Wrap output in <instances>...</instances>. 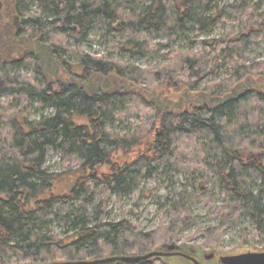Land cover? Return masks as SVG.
I'll list each match as a JSON object with an SVG mask.
<instances>
[{
	"label": "trees",
	"instance_id": "16d2710c",
	"mask_svg": "<svg viewBox=\"0 0 264 264\" xmlns=\"http://www.w3.org/2000/svg\"><path fill=\"white\" fill-rule=\"evenodd\" d=\"M0 1L22 20L24 32L50 45L60 61H75L81 76L63 65L85 86L49 85L33 56L1 72L0 264L142 256L179 244L181 230L212 217L218 219L217 225L197 230L186 241L202 239L195 247L214 252V264L222 252V235L244 220L264 248V60L243 64L239 57L250 45L264 43V0L241 1L221 11L216 10L220 0ZM34 6L38 16L32 15ZM226 19L237 23V33L203 40L195 52H169L167 62L156 71L133 64L154 51L153 39L180 41L208 35ZM95 26L109 54L127 58L128 63L69 50V41H87ZM223 71L228 77L220 82L222 87L206 95L221 98L247 78L262 88L248 89L211 107L159 109L151 96L178 101ZM92 76L129 89L119 87L115 92L111 85L102 94L95 92L88 83ZM47 109L53 111L51 116L29 120ZM128 118L139 121L136 128L125 133L111 130ZM48 153L60 158L65 173L43 168ZM169 171L200 176L191 181L192 196L172 202L168 224L144 233L125 219L91 221L75 212L74 233L66 238L53 234L52 222L72 202L92 204L111 195L122 197ZM216 187L226 205L204 218H191L189 209L197 200L211 208L202 193ZM144 264L185 263L175 259Z\"/></svg>",
	"mask_w": 264,
	"mask_h": 264
},
{
	"label": "rangeland",
	"instance_id": "374dc122",
	"mask_svg": "<svg viewBox=\"0 0 264 264\" xmlns=\"http://www.w3.org/2000/svg\"><path fill=\"white\" fill-rule=\"evenodd\" d=\"M241 1L256 3L260 0H220L216 10L221 11L228 6H235ZM39 14V9L36 6L32 7V15L38 16ZM238 31L237 23L233 19H226L224 24L217 27L208 35H201L193 39L181 38L180 41L172 40L168 37H160L151 41L155 47L152 53L132 61L138 68L156 71L167 62L166 54L169 52H195L199 50L200 43L203 40L224 38L230 33H237ZM68 48L70 51H76L80 55H87L92 58H104L119 64L129 62L127 58L116 54H109L108 47L102 41L101 31L97 26L93 28L87 41L78 44L69 41ZM239 57L243 64H251L264 60V43L250 45L248 49L239 54ZM61 62L69 67L74 76H81V70L75 61L64 59ZM227 77L226 71H223L216 77H208L190 94L195 97L200 94L209 93L212 89L222 87L220 82ZM103 83L102 78L101 84L103 85ZM32 107L34 108L35 105L33 104ZM52 114L53 111L51 109L38 111L32 114L29 120L38 122L40 119L47 118ZM138 123L137 119L128 118L111 130L125 133L126 130L136 128ZM43 168L49 173L55 174H63L67 170L65 165L61 163L60 158L53 153H48L47 161ZM198 176L200 175L197 173L190 176L169 171L162 173L159 177L143 181L135 191L122 197L111 195L105 202L98 200L92 204L74 201L57 220L52 222V232L59 238L71 236L74 233L72 230V219L75 212L91 221L101 219L103 222H118L121 219H125L131 222L136 231L144 233L152 231L161 224H168L170 217L169 210L172 202L182 200L194 194L191 181L194 177ZM202 196L210 200L211 208H207L205 201L197 200L189 209L191 218H204L208 214L214 213L218 207L226 205L217 187L210 193H202ZM217 224L218 219L215 217L192 223L189 227L180 231L178 245L185 243L191 246L200 245L202 239L190 242H187L186 239L191 237L197 230H204L209 226ZM222 240L221 250L227 253L236 249H252L254 252L264 249L259 243V236L252 232L247 220L241 221L238 228L226 231L222 235Z\"/></svg>",
	"mask_w": 264,
	"mask_h": 264
},
{
	"label": "water",
	"instance_id": "95a60500",
	"mask_svg": "<svg viewBox=\"0 0 264 264\" xmlns=\"http://www.w3.org/2000/svg\"><path fill=\"white\" fill-rule=\"evenodd\" d=\"M26 55L35 57L38 60V70L40 71L42 77L47 78L48 75L56 77L59 72L66 73L63 68L62 62L56 57V51L48 44L38 43L37 47L34 49H29ZM102 78L99 76H92L88 83L91 89L96 86H101L102 89L108 90L112 85L115 92L119 91V87L127 90L129 88L124 85H117L116 83H110L107 78H103V85L101 84ZM259 83V82H258ZM264 84V82H262ZM101 84V85H100ZM257 81L250 78L239 82L235 85L234 89L230 94H226L221 98H212L206 94H200L193 97L188 96L187 93L182 94V98L178 101H172L171 99H161L160 96H151L154 99L157 107L160 109L162 107L166 109H180L186 103H192L197 106H212L214 104H224L234 97L242 96L243 93L248 89L262 88V85H258ZM110 88V89H111ZM131 89V88H130ZM131 91H135L131 89ZM155 97V98H154ZM237 98V97H236ZM192 248L190 252H185L184 249ZM214 258V252L200 250L195 246H190L187 244H167L164 247H160L154 251H151L142 256H130V257H110L94 261H80V262H54L48 264H112V263H130V264H144L147 262H152L154 260H160L163 262H171L173 260H179L182 263L189 264H214L212 262ZM218 264H264V249L262 251H252V249H236L230 252H221L217 258Z\"/></svg>",
	"mask_w": 264,
	"mask_h": 264
},
{
	"label": "flooded vegetation",
	"instance_id": "af4514ba",
	"mask_svg": "<svg viewBox=\"0 0 264 264\" xmlns=\"http://www.w3.org/2000/svg\"><path fill=\"white\" fill-rule=\"evenodd\" d=\"M40 42V38L24 32L22 20L11 12L10 6L7 2L3 1L2 3L0 1V75L8 66L21 64L26 57L30 56L26 55V52L29 49L36 48L37 44ZM63 67L66 73L59 72L56 77L48 75V77L45 78L48 84L53 87L63 86L67 88L73 86L79 89H84V81L72 77L64 65ZM110 88L111 86L109 89ZM94 90L101 94L105 91L101 86H96ZM187 95L190 96L191 94L187 93ZM164 98L166 97L161 96V99ZM172 101L175 102V100ZM189 104L192 103H185L184 105L187 106Z\"/></svg>",
	"mask_w": 264,
	"mask_h": 264
}]
</instances>
